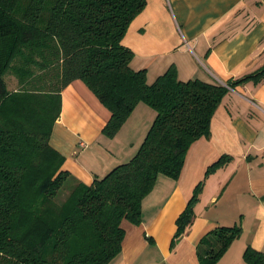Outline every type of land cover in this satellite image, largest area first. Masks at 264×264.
<instances>
[{
    "label": "trees",
    "instance_id": "trees-1",
    "mask_svg": "<svg viewBox=\"0 0 264 264\" xmlns=\"http://www.w3.org/2000/svg\"><path fill=\"white\" fill-rule=\"evenodd\" d=\"M145 4L0 0V264L108 263L121 250L122 221L140 222L142 201L159 174L178 177L186 150L208 136L228 88L264 78V65L226 84L179 80L170 66L148 83L144 69L130 66L133 52L122 43ZM7 76L16 88H8ZM74 79L110 111L102 129L108 137L137 104L155 112L136 152L88 184L62 168L65 157L50 144L61 91ZM200 187L176 218L174 238L192 222ZM240 233L236 224L204 236L201 264H214ZM243 257L264 262V252L249 247Z\"/></svg>",
    "mask_w": 264,
    "mask_h": 264
},
{
    "label": "crops",
    "instance_id": "crops-1",
    "mask_svg": "<svg viewBox=\"0 0 264 264\" xmlns=\"http://www.w3.org/2000/svg\"><path fill=\"white\" fill-rule=\"evenodd\" d=\"M122 43L148 83L170 66L179 80L233 82L264 65V0H146ZM154 114L139 103L108 137L102 129L110 111L74 79L61 91L50 144L64 155L62 168L88 184L136 152ZM200 182L192 222L174 238L176 218ZM236 224L240 235L214 264H251L243 257L247 247L264 252V78L228 88L208 136L186 150L178 177L159 174L140 222L122 221L121 250L106 264H201L204 236Z\"/></svg>",
    "mask_w": 264,
    "mask_h": 264
},
{
    "label": "rangeland",
    "instance_id": "rangeland-1",
    "mask_svg": "<svg viewBox=\"0 0 264 264\" xmlns=\"http://www.w3.org/2000/svg\"><path fill=\"white\" fill-rule=\"evenodd\" d=\"M6 79H7V85H8V87H10V88H13L14 86H17V84L15 83V81H14V79L12 78V77H6ZM145 106H148V105H146L145 104ZM148 108H150L149 106H148ZM152 109V108H151ZM153 110V109H152ZM137 114V113H136ZM136 116H140V115H135V117L134 118H136ZM139 122H141V120L139 121ZM63 189V187L61 188V190ZM60 190V191H61ZM64 194H66V191L64 190L63 191V193L60 195V197H64Z\"/></svg>",
    "mask_w": 264,
    "mask_h": 264
}]
</instances>
